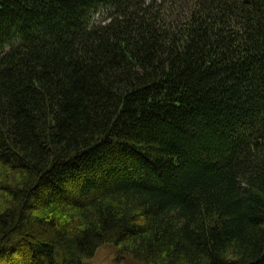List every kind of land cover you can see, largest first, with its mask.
Listing matches in <instances>:
<instances>
[{"label": "trees", "instance_id": "obj_1", "mask_svg": "<svg viewBox=\"0 0 264 264\" xmlns=\"http://www.w3.org/2000/svg\"><path fill=\"white\" fill-rule=\"evenodd\" d=\"M264 264V0H0V264Z\"/></svg>", "mask_w": 264, "mask_h": 264}, {"label": "rangeland", "instance_id": "obj_2", "mask_svg": "<svg viewBox=\"0 0 264 264\" xmlns=\"http://www.w3.org/2000/svg\"><path fill=\"white\" fill-rule=\"evenodd\" d=\"M83 264H144L130 253L124 252L120 245L106 243L97 248L94 255L82 260Z\"/></svg>", "mask_w": 264, "mask_h": 264}]
</instances>
